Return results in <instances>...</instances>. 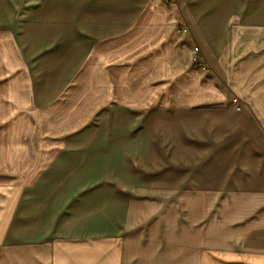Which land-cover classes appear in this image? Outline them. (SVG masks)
<instances>
[{
  "label": "crops",
  "instance_id": "1",
  "mask_svg": "<svg viewBox=\"0 0 264 264\" xmlns=\"http://www.w3.org/2000/svg\"><path fill=\"white\" fill-rule=\"evenodd\" d=\"M235 29L257 39L243 53L229 51ZM260 38L264 0H0V264H264V226L148 235L110 221L101 197H114L81 141L92 125L95 139L116 144L117 127L150 111L201 121L208 191L264 195ZM191 43L219 79L235 55L240 109L202 79ZM136 127L127 134L146 135ZM224 150L234 160L216 163Z\"/></svg>",
  "mask_w": 264,
  "mask_h": 264
},
{
  "label": "rangeland",
  "instance_id": "2",
  "mask_svg": "<svg viewBox=\"0 0 264 264\" xmlns=\"http://www.w3.org/2000/svg\"><path fill=\"white\" fill-rule=\"evenodd\" d=\"M232 33L238 42L237 48L231 42L229 51L232 53L236 49L243 53L245 47L250 48L257 41L243 29H235ZM259 41L262 43L264 39ZM193 45L191 43V50ZM248 54H241L238 63L250 62L251 55ZM202 60L209 67L206 73L193 64L202 79L214 78L219 91L229 101L239 98L235 93V55L229 56L228 77L224 73L221 79L215 76L214 69L203 56ZM241 89L246 94L250 92L247 86ZM171 98L175 100L176 95ZM238 104L234 107L240 109L241 104ZM147 115L139 124L147 127L146 135L140 136L138 131L135 135L127 134L130 128L132 131L139 125L134 120L132 123L125 120L126 134L122 127H117L116 144L95 139L92 125L83 132L86 134L81 141L90 145L84 152L92 157V175L99 178V185L110 189L114 197L111 201L103 198L106 196L101 197V212L110 215V221H122L127 226H147L148 235L154 233L156 226H180L181 233L186 234L190 226H264L263 192L252 186H245L238 192L208 191L205 174L214 167L209 162L210 152L205 145L201 121L155 114L154 111ZM230 154L226 150L217 152L215 162L219 163L220 159L225 163L233 161Z\"/></svg>",
  "mask_w": 264,
  "mask_h": 264
},
{
  "label": "built area",
  "instance_id": "3",
  "mask_svg": "<svg viewBox=\"0 0 264 264\" xmlns=\"http://www.w3.org/2000/svg\"><path fill=\"white\" fill-rule=\"evenodd\" d=\"M169 1V0H166ZM187 29L185 28H181V32H186ZM192 62L193 64H195L196 66H198L203 72H208L209 71V67L207 66V64L202 60V56H201V51L200 48L197 44L194 43L193 47H192ZM235 105L238 106V102H235Z\"/></svg>",
  "mask_w": 264,
  "mask_h": 264
}]
</instances>
